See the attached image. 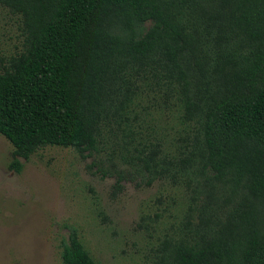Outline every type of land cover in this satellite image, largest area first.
Masks as SVG:
<instances>
[{"label":"trees","instance_id":"obj_1","mask_svg":"<svg viewBox=\"0 0 264 264\" xmlns=\"http://www.w3.org/2000/svg\"><path fill=\"white\" fill-rule=\"evenodd\" d=\"M0 6L20 17L23 38L19 52L0 58V135L14 147L11 170L20 174L21 159L46 147L92 154L114 130L123 161L147 186L185 175L206 194L204 208L213 209L216 191L233 199L218 210L223 218L208 214L167 238L155 264H264V0ZM141 83L157 85L184 124L194 123L190 150L136 141L130 121ZM61 259L99 264L76 228Z\"/></svg>","mask_w":264,"mask_h":264},{"label":"rangeland","instance_id":"obj_2","mask_svg":"<svg viewBox=\"0 0 264 264\" xmlns=\"http://www.w3.org/2000/svg\"><path fill=\"white\" fill-rule=\"evenodd\" d=\"M21 26L19 16L0 6L5 61L22 49ZM140 85L130 121L136 141L150 136L162 139L170 154L190 150L194 123L184 124L157 85ZM114 132L92 154L40 149L21 159L20 174L9 168L14 147L0 135V264H62V242L72 228L99 264H155L167 238L195 229L208 214L223 218L218 210L234 206L228 191H216L213 209L204 208L206 194L185 175L147 186L123 161V135Z\"/></svg>","mask_w":264,"mask_h":264}]
</instances>
